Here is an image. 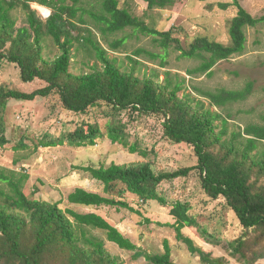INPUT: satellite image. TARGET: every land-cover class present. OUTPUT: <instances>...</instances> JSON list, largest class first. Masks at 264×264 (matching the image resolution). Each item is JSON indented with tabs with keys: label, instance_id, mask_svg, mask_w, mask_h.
I'll list each match as a JSON object with an SVG mask.
<instances>
[{
	"label": "trees",
	"instance_id": "obj_1",
	"mask_svg": "<svg viewBox=\"0 0 264 264\" xmlns=\"http://www.w3.org/2000/svg\"><path fill=\"white\" fill-rule=\"evenodd\" d=\"M144 1L149 8H164L174 3V0ZM81 2L0 0V62L17 65L23 82L39 84L32 90L0 86V149L10 141L5 113L12 101H34L56 95L63 109L83 116L74 129L59 135L45 133L40 141L45 147L65 142L76 146L95 144L107 132L113 142L130 145L132 151L141 150L148 155L153 148L145 141L137 139L131 143L130 124L140 117L154 118L156 122L152 128L158 135L156 144L166 141L185 145L194 152L196 164L175 170H156L150 161L128 166L117 163L83 166L80 168L104 185V194L77 187L69 193L68 201L137 211L127 200L126 194L131 192L142 202L157 200L169 205L160 190L162 184L198 173L202 189L213 199H224L244 227L243 233L230 241L233 253L241 255L249 264L263 259L264 151L259 149L264 145V123L248 124L233 138H225L228 121L220 113L194 106L187 97L180 96V85H174L169 78L165 81L141 78L123 70L115 59L108 56L107 50L93 39L92 29L83 28L86 20L79 15ZM97 2L102 14L92 16L103 23V32L113 33L130 27L136 32L152 35L166 50L173 47L182 51L184 57L202 59L195 71L202 73L211 70L220 60L242 54L247 46V28L264 24V13L253 15L241 0L220 3L223 9L231 5L238 9L229 24L230 42L225 44L199 36L185 48L172 30L150 27L143 18L121 7L120 0ZM32 4L48 8L51 13L44 17ZM20 7L26 12L27 25L17 27L13 12ZM47 38L60 49L54 59L45 54ZM76 42L96 55L102 62L101 70L81 74L72 72V49ZM124 42L123 38L111 46L117 49ZM130 59L135 61L133 57ZM253 88L254 82L249 81L242 89L204 91L203 95L214 106L224 108L228 103L248 99ZM99 110L101 115L107 116L104 125L98 118ZM218 119L223 121L220 131L216 123ZM240 137L245 138V144L239 141ZM26 138L24 135L14 148H27ZM143 144L146 148L142 150ZM27 176L22 174L17 178L14 172L10 175L0 170V264H120L106 248L105 240L93 233L94 229L102 231L108 240L121 248L133 250L135 259L145 257L150 264H178L172 259L167 240L163 252L151 253L138 247L97 212H79L73 208L64 209L59 202L30 199L22 183ZM3 184L9 186L10 193L5 191ZM171 206L178 239L193 253H198L202 262L228 264L196 246L193 239L183 233L185 226L199 224L197 217L190 213L192 203L178 199Z\"/></svg>",
	"mask_w": 264,
	"mask_h": 264
},
{
	"label": "rangeland",
	"instance_id": "obj_2",
	"mask_svg": "<svg viewBox=\"0 0 264 264\" xmlns=\"http://www.w3.org/2000/svg\"><path fill=\"white\" fill-rule=\"evenodd\" d=\"M226 2L232 0H174L172 5L164 8H149L144 0H120V5L143 18L150 27L163 31L172 30L173 35L187 48L199 36L225 44L230 42L229 24L238 9L235 5L227 9L219 6L220 3ZM241 3L255 16L264 13V0H241ZM32 7L39 9L44 17L51 13L50 9L41 8L37 4H32ZM101 12L97 0H82L80 3L79 15L86 20L82 24L83 28L92 29L93 39L107 50L108 56L115 59L123 70L141 78L150 77L157 81L169 78L174 85H180V96L187 97L194 106L198 105L202 110L210 109L227 118L225 138H233L248 124L264 123V24L247 28V46L242 54L220 60L211 70L202 73L195 72L202 59L184 57L182 51L173 47L166 50L152 35L136 32L130 27L113 33L103 32V23L97 22L92 16L101 15ZM13 15L17 27L27 25L26 12L21 7L17 8ZM83 33L88 34L87 30H83ZM123 38L125 42L119 48L113 49L112 43ZM45 54L49 59H54L60 54V49L50 38L45 42ZM72 55L71 70L75 74L103 68L96 55L78 42L72 49ZM249 81L254 82L250 97L228 103L224 108L214 106L203 95L204 91L242 89ZM2 85L32 90L39 84L30 85L23 82L17 65L2 61L0 86ZM98 112L100 123L104 125L107 116L101 115L100 110ZM82 119L83 116L63 109L56 95L34 101L10 102L5 113L7 137L10 141L0 149V170L10 175L14 172L17 178L27 174L22 183L23 190L30 199L59 202L62 208H73L79 212H97L119 228L138 247L148 252H163L167 240L172 250V259L176 263L206 264L198 253H193L187 244L178 239L174 226L176 218L171 213L172 203L178 199L190 201L193 205L190 213L197 217L199 224L185 226L183 233L213 257L222 258L228 264H249L241 255H235L230 246V241L241 235L244 227L224 199H213L202 189L198 173L162 184L160 190L166 195L169 205L161 204L157 200L142 202L131 192H127V200L137 211L70 203L68 195L77 187L104 194V185L80 168L83 166H108L112 163L128 166L150 161L156 170H175L197 162L194 152L185 145H174L166 141L156 144L158 135L152 128L156 121L151 117H140L130 124L131 143H135L137 139L145 141L153 148V152L148 155L143 154L141 150L132 151L130 145L113 142L107 132L98 138L95 144L84 146L68 142L48 147L40 144L45 133L59 135L67 132L74 129ZM216 123L220 131L223 128L222 119H218ZM24 135L27 137L25 141L28 147L15 149L14 146ZM239 141L246 143L243 137H240ZM144 148L145 145H141V149ZM259 150L264 151V145ZM3 185L5 191L10 193L9 186ZM1 201L0 197V203ZM93 233L105 240L106 248L118 258L120 264H150L145 257L135 259L133 250L121 248L108 240L102 231L94 229ZM253 264H264V257Z\"/></svg>",
	"mask_w": 264,
	"mask_h": 264
},
{
	"label": "bare ground",
	"instance_id": "obj_3",
	"mask_svg": "<svg viewBox=\"0 0 264 264\" xmlns=\"http://www.w3.org/2000/svg\"><path fill=\"white\" fill-rule=\"evenodd\" d=\"M41 8H43V7H41Z\"/></svg>",
	"mask_w": 264,
	"mask_h": 264
}]
</instances>
